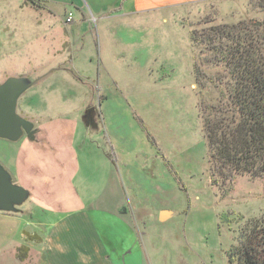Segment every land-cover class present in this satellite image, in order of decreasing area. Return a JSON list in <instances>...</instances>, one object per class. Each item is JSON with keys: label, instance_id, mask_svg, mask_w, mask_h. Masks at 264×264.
Returning <instances> with one entry per match:
<instances>
[{"label": "rangeland", "instance_id": "374dc122", "mask_svg": "<svg viewBox=\"0 0 264 264\" xmlns=\"http://www.w3.org/2000/svg\"><path fill=\"white\" fill-rule=\"evenodd\" d=\"M258 1L160 0L162 9L149 5L153 11L141 13L140 7L100 22L86 5L82 17L73 6L54 2L38 8L28 0H0V85L11 77L38 79L16 106L17 114L38 128L35 141L51 128L62 134L72 130L71 156L79 174H66L67 156L55 164V176L58 168L65 171L58 173L62 185L38 186L52 192L53 203L61 205L55 208L80 212L87 201L106 202L117 189L123 212L158 237L160 264H230L228 252L241 231L264 215V178L212 177L203 121L224 102L219 83L228 79L210 53L192 46L190 32L262 22ZM69 12L72 23L66 22ZM194 62L203 74L199 84ZM52 121L58 124L50 128ZM25 141L0 139V165L29 192L17 209L32 203L30 213L41 218L53 207L48 212L34 206L40 196L30 179L20 181L13 173ZM46 178L36 182H49ZM112 181L118 185H107ZM167 210L171 219L158 221ZM43 231L35 228L38 235ZM0 264L39 260L35 248L15 243L0 253Z\"/></svg>", "mask_w": 264, "mask_h": 264}, {"label": "crops", "instance_id": "0c3cea01", "mask_svg": "<svg viewBox=\"0 0 264 264\" xmlns=\"http://www.w3.org/2000/svg\"><path fill=\"white\" fill-rule=\"evenodd\" d=\"M145 1L148 5L144 7ZM185 1H193L195 5L194 3L203 4L212 0ZM53 2L58 5L73 6L82 17L86 15L83 9L86 5L100 22L110 17L134 14L140 7L141 10L144 8L141 13L153 11V9H146L149 5L155 6L154 10L163 7L160 0H47L46 4L50 5ZM69 13L73 18V14ZM55 123L58 124L56 121L49 122L50 128ZM50 130L51 133L44 136L41 141H25V144H21L16 153L17 166L13 173L20 181L24 182L27 177L30 179L28 185H33L36 195L40 196L34 206H39L48 212H50L48 207H53L54 211L51 215L46 214L40 218L30 213L33 204L29 203L31 207L19 213L0 212V253L18 243L35 248L39 264H160L161 251L154 244L158 237L151 235L150 232L146 233V228L143 229L138 224L137 216L123 212L124 202L122 198L117 197V189L112 190L111 197L108 196L106 202L98 199L94 204H89L87 201L85 207H80L78 212L58 210L54 206L61 205L53 203L52 192L45 187V190L38 188L40 185H62L57 180L61 177L59 174L65 171L63 168H58L57 176H55V164L63 163L65 161L63 159L68 158L67 156L71 166L67 168L66 174L70 177L79 174L75 158L71 156L73 153L72 130L67 134L57 133L54 128ZM39 162L43 164L41 167ZM43 162L50 165L46 166ZM111 174L115 177L113 170ZM46 177H49V182H36L38 178ZM72 181H74L73 178ZM67 185L70 184L67 183ZM107 185L118 184L112 181ZM58 211L60 213H56ZM172 216L173 212L164 219L170 220ZM158 221H161L160 216ZM36 227L44 229L41 235L35 232ZM35 234L38 244H34L32 241L35 240L30 238ZM145 238H148L147 242Z\"/></svg>", "mask_w": 264, "mask_h": 264}, {"label": "trees", "instance_id": "16d2710c", "mask_svg": "<svg viewBox=\"0 0 264 264\" xmlns=\"http://www.w3.org/2000/svg\"><path fill=\"white\" fill-rule=\"evenodd\" d=\"M28 1L38 8H43L39 3H47ZM256 5L264 13V0ZM190 41L194 48L210 53L212 63L222 67L228 79L219 83L224 102L211 108L203 121L212 177L222 181L235 175L264 178V19L193 30ZM199 67L194 62L198 84L203 76ZM228 261L264 264V215L241 231L237 245L228 252Z\"/></svg>", "mask_w": 264, "mask_h": 264}, {"label": "water", "instance_id": "95a60500", "mask_svg": "<svg viewBox=\"0 0 264 264\" xmlns=\"http://www.w3.org/2000/svg\"><path fill=\"white\" fill-rule=\"evenodd\" d=\"M38 81H30L25 78H8L0 85V139L17 142L23 136L30 142L35 141L37 130L33 129V123L23 119L16 112L17 101L29 88ZM29 196V192L23 187L14 184L11 176L0 165V212L19 213L17 209ZM171 214L163 211L160 220H164Z\"/></svg>", "mask_w": 264, "mask_h": 264}, {"label": "built area", "instance_id": "2783aa9c", "mask_svg": "<svg viewBox=\"0 0 264 264\" xmlns=\"http://www.w3.org/2000/svg\"><path fill=\"white\" fill-rule=\"evenodd\" d=\"M71 20H72V17H71V14H69L66 18V22L69 23L71 22Z\"/></svg>", "mask_w": 264, "mask_h": 264}, {"label": "flooded vegetation", "instance_id": "af4514ba", "mask_svg": "<svg viewBox=\"0 0 264 264\" xmlns=\"http://www.w3.org/2000/svg\"><path fill=\"white\" fill-rule=\"evenodd\" d=\"M24 119V118H23ZM25 120H27V121H29L28 119H25ZM29 122H31V121H29ZM31 123H33V122H31ZM33 125H34V123H33ZM33 129H35V130H37V133H38V128H36L35 127V125H34V128ZM37 135V134H36ZM36 137V136H35ZM22 138H26V136H23ZM27 139V138H26ZM28 140V139H27Z\"/></svg>", "mask_w": 264, "mask_h": 264}]
</instances>
